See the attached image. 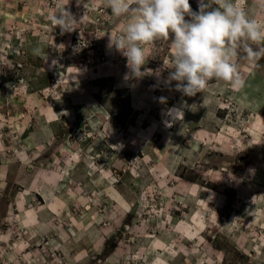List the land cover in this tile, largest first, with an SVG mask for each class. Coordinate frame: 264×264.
I'll return each mask as SVG.
<instances>
[{
  "label": "rangeland",
  "instance_id": "374dc122",
  "mask_svg": "<svg viewBox=\"0 0 264 264\" xmlns=\"http://www.w3.org/2000/svg\"><path fill=\"white\" fill-rule=\"evenodd\" d=\"M240 6L264 26V0ZM127 22L107 0H0V264H264V59L187 96L171 35L125 78Z\"/></svg>",
  "mask_w": 264,
  "mask_h": 264
},
{
  "label": "clouds",
  "instance_id": "9594fccd",
  "mask_svg": "<svg viewBox=\"0 0 264 264\" xmlns=\"http://www.w3.org/2000/svg\"><path fill=\"white\" fill-rule=\"evenodd\" d=\"M107 4L115 17H128L124 31L115 38L110 35L108 45L126 58V79L150 73L151 69L141 71L147 63L145 46L170 35L173 71L168 80L176 81V90L187 96L203 92L213 81L243 88L239 59L252 68L264 59V26L248 16L240 0H200L195 12L189 0H107ZM52 22L62 31H73L78 24L66 7Z\"/></svg>",
  "mask_w": 264,
  "mask_h": 264
}]
</instances>
